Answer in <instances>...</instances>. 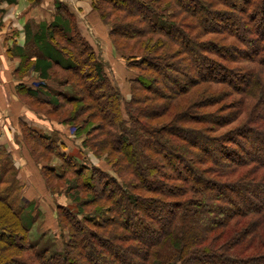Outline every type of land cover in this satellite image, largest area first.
I'll list each match as a JSON object with an SVG mask.
<instances>
[{"label":"trees","instance_id":"trees-1","mask_svg":"<svg viewBox=\"0 0 264 264\" xmlns=\"http://www.w3.org/2000/svg\"><path fill=\"white\" fill-rule=\"evenodd\" d=\"M92 1L126 68L138 72L128 100L58 0L54 20L28 22L25 46L11 53L21 60L17 79H40L18 86L21 98L71 106L60 122L105 154L117 177L64 154L58 131L20 122L30 143L63 162L43 168L45 182L53 194L62 183L74 209L56 207L68 239L40 253L29 241L40 203L18 201L16 179L1 189L9 172L18 175L7 153L0 264H264V0ZM220 104L230 120L207 112Z\"/></svg>","mask_w":264,"mask_h":264},{"label":"rangeland","instance_id":"rangeland-1","mask_svg":"<svg viewBox=\"0 0 264 264\" xmlns=\"http://www.w3.org/2000/svg\"><path fill=\"white\" fill-rule=\"evenodd\" d=\"M42 1H40L39 3L41 4ZM88 1L92 4V8H93V1L92 0H88ZM60 2L66 4L65 0H60ZM45 9H46L47 14L51 16V21H53L54 14H55V2L53 3V5L46 7ZM92 12L93 14H95L93 10ZM74 20H75L74 22L77 25L78 30L79 28H81V30H83V32H85L88 35L93 34L94 29L98 30V28L97 27L94 28V26H92L89 21L85 22V20H81V19L79 20L76 17V15H75ZM99 20L102 26L108 29L107 26L103 24L100 17H99ZM109 41L110 43H112L111 39H109ZM97 42L100 43L99 40H97ZM103 46L104 45L100 43L101 49H99L100 51H97V54L99 58H101L105 62L106 72L108 73L114 86H116L121 91L124 99L128 100L130 98V87H131V85L129 84V79L131 80L132 78H134L138 74V72L130 71L126 68L124 58L121 57V55L117 52L113 43H112V47H113L114 53H116L117 55L115 57L113 56L114 58H112L110 62H107L106 59L103 57V53H104ZM52 73H53L54 79L60 80V79H64L65 77V74L59 71L58 69H55V71ZM38 78H39L38 75H34L32 72H28L27 76L23 80H25L26 82L28 81L29 83H32V84H29L28 86L34 85L35 87V83H36L35 81L38 80ZM48 85L53 90L64 93V95H66L68 98L73 97L74 94H76L74 88L71 85L67 87L52 85L49 83ZM213 88L217 89L219 87L213 86ZM22 102L25 103V105L29 108V110L33 112V114L35 113L34 114L35 116H31V117H33L34 119L38 121H41L47 127H50L53 130L52 132L58 131L60 133L62 137L61 143L65 145V148L62 149V152L64 154H69L71 156L73 155L79 158L80 162L83 165L85 166L87 165L89 167H95L99 170L101 169L102 171L109 173L111 176L117 177L116 171H114L112 166H110L106 162L105 154L100 153L97 155L96 152L93 151L92 149L90 150L88 148H84L83 142L85 140V136L77 135L76 130H74L72 127H69L68 125H63L60 122V120H64L67 117V113L69 112L71 106L67 107L64 110L53 111L48 106L36 105L30 99H27V100L25 99V101L22 99ZM213 111H217L218 112L217 114L223 115L222 117H224L227 120H230L231 118V115H230L231 113L229 114L230 111L228 109V106L224 107V105L221 106L220 104V106L216 105V106H213V108H210L207 110V112H210V113H213ZM7 119L9 120L6 121V125L10 127L9 129L11 131L10 138H11L13 145L16 144L15 146H19L21 148V152L24 154L25 158L28 159V162H29L30 179H29L28 186H26V188H28L29 191L33 189L32 191L35 192V194L39 193V198L41 195V198L38 199V202L40 203V207L44 214L42 215L43 217H41L38 220V222H36L33 229L31 230L29 241L30 243L32 242L33 245H35L36 249L40 253L45 252L46 250L52 253L53 250L55 249L59 250L60 248H62V245H63L62 242L68 239L67 232L63 233L64 237L62 238V230L59 229L58 222H57L56 207L59 206L60 204L62 206H69L73 210L74 205H72L71 201H69L65 197V189H63L62 183L58 185V190H56L55 194H53L49 190L45 182L46 180L44 177L43 168L47 166H52L58 170L60 167L63 166V162L58 157H56L55 154L53 155L49 153L47 150H45L44 148L42 149L30 143L29 139L31 138L29 136L27 137L25 136L26 134L22 130V126L20 125V122L18 124V117L7 118ZM163 121H166V118H162L161 120L159 119V122H163ZM26 122H27L26 124L27 126L32 128L33 130H36L34 127L30 126L31 122H29V120H26ZM17 125H19L18 126L19 128L17 127ZM234 126L237 127L238 125L234 124ZM235 127L228 126L227 128H224L218 131V133L224 134L228 132V130H230L231 128H235ZM214 135H217V134H214ZM245 144L246 143L244 142V145ZM33 150H34V153H33ZM3 157L4 158L7 157L6 148H3V150H1L0 173H1V170H3L6 166L4 163L5 161L3 162L2 160ZM6 168H9V166ZM17 174H18V171H17ZM69 177L71 178V175ZM5 178L6 179L4 181V184L1 186V189L6 188L7 185L9 186V184L11 185V183H13L15 179L18 181H21L19 178V174L15 178V176L12 175L11 172H9ZM22 186L25 189L24 187L25 185H22ZM16 197H18L17 199L18 201L20 199H25V195L23 194V191L21 192V194H19ZM44 208H46L47 210H45Z\"/></svg>","mask_w":264,"mask_h":264},{"label":"crops","instance_id":"crops-1","mask_svg":"<svg viewBox=\"0 0 264 264\" xmlns=\"http://www.w3.org/2000/svg\"><path fill=\"white\" fill-rule=\"evenodd\" d=\"M54 0H43L42 3L34 4L30 0H0V151L6 148V152L13 160V166L17 169L20 184L25 185L23 194L25 199L38 201L39 193L35 194L32 190L29 191L28 186L30 179V168L28 159L25 158L19 146L13 145L9 130L6 125L7 118L18 117L19 122L27 124L26 120L31 122L29 125L37 131L44 134H51L52 129L44 125L41 121L34 119L35 116L31 110L22 102L19 95L18 86L32 83L25 80H19L16 77V71L21 63V60L12 55L15 47H24L25 45V25L30 22L35 25L39 23H51V16L46 12V7L53 5ZM66 5L80 20L90 22L94 29L93 34H86L81 30L82 36L86 38L94 50L100 51V43L103 46V57L107 62H110L117 54L114 53L112 43L109 41V31L100 23L99 17L93 14L92 4L88 0H65ZM102 26V27H101ZM100 41V43L97 42ZM15 52V51H14ZM114 56V57H113ZM118 60V59H117ZM34 75H37L33 73ZM40 79L36 80L35 86L38 85ZM31 87H34L31 86ZM19 125H17L18 127ZM19 128V127H18ZM28 189V190H26ZM47 210L46 208H44ZM44 210V211H45ZM46 212V211H45Z\"/></svg>","mask_w":264,"mask_h":264},{"label":"water","instance_id":"water-1","mask_svg":"<svg viewBox=\"0 0 264 264\" xmlns=\"http://www.w3.org/2000/svg\"><path fill=\"white\" fill-rule=\"evenodd\" d=\"M40 1H42V0H35V2H37V3H39ZM58 1H60V0H58Z\"/></svg>","mask_w":264,"mask_h":264}]
</instances>
